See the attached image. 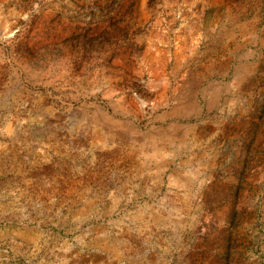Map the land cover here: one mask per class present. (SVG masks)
<instances>
[{"label":"rangeland","instance_id":"rangeland-1","mask_svg":"<svg viewBox=\"0 0 264 264\" xmlns=\"http://www.w3.org/2000/svg\"><path fill=\"white\" fill-rule=\"evenodd\" d=\"M0 264H264V0H0Z\"/></svg>","mask_w":264,"mask_h":264}]
</instances>
